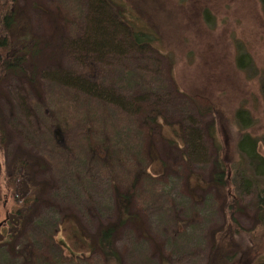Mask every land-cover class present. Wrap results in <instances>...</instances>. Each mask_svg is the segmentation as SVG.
I'll use <instances>...</instances> for the list:
<instances>
[{
    "label": "rangeland",
    "instance_id": "374dc122",
    "mask_svg": "<svg viewBox=\"0 0 264 264\" xmlns=\"http://www.w3.org/2000/svg\"><path fill=\"white\" fill-rule=\"evenodd\" d=\"M90 1L18 2L39 45L31 75L0 79V264H90L72 256L79 243L66 233L80 227L90 240L117 223L119 192L134 216L114 237L123 264H216L218 248L230 258L221 264H264L256 193L232 185L240 201L231 210L226 191L208 182L217 157L237 165L240 108L249 111L247 131L260 138L264 156L260 3L109 0L132 25L130 37L137 30L150 42L103 58L80 55L72 43L86 33ZM239 52L248 54L247 69L238 66ZM68 74L111 89L124 107L87 98L64 84ZM191 127L203 149L184 164L183 136ZM119 139L125 144L112 145L111 157L95 155ZM151 147L157 156L147 158ZM27 196L29 206L22 203ZM92 261L105 264L100 255Z\"/></svg>",
    "mask_w": 264,
    "mask_h": 264
},
{
    "label": "trees",
    "instance_id": "16d2710c",
    "mask_svg": "<svg viewBox=\"0 0 264 264\" xmlns=\"http://www.w3.org/2000/svg\"><path fill=\"white\" fill-rule=\"evenodd\" d=\"M257 1L264 11V0ZM18 2L19 0H0V79L8 72L31 75L34 71L33 62L37 55L39 42L34 36L30 35L24 18L17 13ZM9 3L10 5H8ZM90 4L92 14L89 18L90 20L86 33L76 42H72L80 55L85 52L93 55V57L102 56L104 58L111 55L123 54L124 49L129 45V47L137 49L136 47L143 46L150 42L148 35L137 30H134L133 38L130 37V31L133 30L132 25L130 23H127V25L123 20H119V16L112 11L109 0H91ZM247 55V53L240 52L238 54V66L242 69H247L248 67V62L246 61ZM62 80L64 84L82 90L87 98L102 99L110 105L122 108L121 105H123V103L119 102L120 98H115V93L111 89H106L100 84L76 75H63ZM262 93L264 97V79L262 80ZM137 112L142 113L143 111L137 108ZM236 117L243 130L237 142V165H231V158H224L222 156L217 157L216 170L211 180L208 182L210 186L226 191V196H228L226 206L231 210L238 208L240 201L235 198V196H239V194L235 195V193L233 194L231 192L232 185L235 189H244L246 193H256L258 220L264 227V181L261 180L264 176V156L258 150L260 138L247 131V128L253 123V119L248 110L240 108L237 111ZM146 120H148V118ZM148 122L158 123L156 119L148 120ZM143 125H147L148 128V124L145 122ZM158 133L160 135L161 131H158ZM93 135H95V132ZM3 139V135H0V147L2 146ZM102 139L103 137L100 136L98 140L92 141L91 139V141L92 144L95 143L97 145V142ZM119 141L120 143L110 141L112 144H109V141L105 142V146L97 150L95 155L101 157L102 154H104L107 155L108 158L111 157L115 151L112 145L115 147L118 144H123L124 146L125 142L123 143L121 139H119ZM183 141L185 149H183L182 152L181 162L189 164L188 162H191L193 159V154H198L200 153L199 151L202 152L203 138L198 128L191 127L185 131ZM152 155H155V157L157 156L155 148L151 147V149L145 153V156L147 158H152ZM23 163L24 160L21 161V159L16 162V165H18L16 173L19 172ZM228 169L231 171V178L228 175V172H230ZM232 173H234L235 176L232 175ZM237 178L240 180V183L236 181ZM118 194L117 203L120 215L117 223L102 227L97 235L90 240L84 237V232L80 227L75 226L73 231L66 233L68 238H72L79 243L80 254L78 250L71 252L72 256L76 257L78 260L86 261L91 264L93 262L92 260L100 255L104 259L105 264H123L120 254L114 247V237L118 226L126 221L134 219V216H132V212L127 206L128 199L125 193L119 192ZM27 195L33 196L31 194ZM29 196L22 199L23 204L24 201H26L25 206H29L30 204ZM229 197L232 198L231 201ZM20 208L21 207L15 210L17 216L20 214ZM62 243L66 245L65 241H62ZM233 252L235 253L236 250ZM215 256L214 260L216 264H221L222 259L225 261L230 259L229 254L222 252L220 248L216 250ZM240 259H243V256Z\"/></svg>",
    "mask_w": 264,
    "mask_h": 264
},
{
    "label": "water",
    "instance_id": "95a60500",
    "mask_svg": "<svg viewBox=\"0 0 264 264\" xmlns=\"http://www.w3.org/2000/svg\"><path fill=\"white\" fill-rule=\"evenodd\" d=\"M3 224L2 223H0V228H1V226H2Z\"/></svg>",
    "mask_w": 264,
    "mask_h": 264
}]
</instances>
